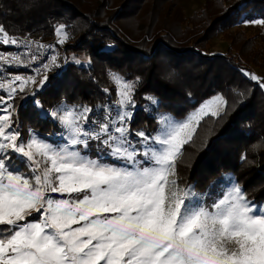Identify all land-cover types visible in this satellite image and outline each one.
Here are the masks:
<instances>
[{
    "label": "rangeland",
    "instance_id": "rangeland-1",
    "mask_svg": "<svg viewBox=\"0 0 264 264\" xmlns=\"http://www.w3.org/2000/svg\"><path fill=\"white\" fill-rule=\"evenodd\" d=\"M203 2L173 0L161 10L188 17ZM235 30L264 39V24L256 19H244ZM11 37L59 51L29 83L33 91L52 67L89 65L82 53L61 55L62 26L55 27L54 42L0 31V51H15ZM225 37L213 36L208 53L223 55ZM244 75L260 84L258 69ZM110 79L115 98L102 106L61 102L41 111L57 126L45 135L14 123L22 105L14 104L15 93L25 83H0V264H264V203L248 201L230 174L202 191L175 182L182 144L202 118L222 114L223 98L204 100L181 120L155 112L150 98L143 110L155 127L135 132L129 128L132 83Z\"/></svg>",
    "mask_w": 264,
    "mask_h": 264
},
{
    "label": "trees",
    "instance_id": "trees-1",
    "mask_svg": "<svg viewBox=\"0 0 264 264\" xmlns=\"http://www.w3.org/2000/svg\"><path fill=\"white\" fill-rule=\"evenodd\" d=\"M173 6V0H0L3 34L54 42L53 31L62 26L61 55L82 53L89 60L87 68L52 67L40 90L25 84L15 93L14 104L22 105L14 123L54 133L56 124L41 111L61 102L104 105L115 98L113 75L132 83L129 128L135 132L155 127L143 110L150 98L155 112L181 120L219 95L222 114L202 118L182 144L175 182L202 191L230 174L248 201L264 203V39L235 30L244 19L264 24V0H204L188 17L161 10ZM218 33L229 43L223 55L207 51ZM249 67L259 70L260 84L245 78Z\"/></svg>",
    "mask_w": 264,
    "mask_h": 264
},
{
    "label": "built area",
    "instance_id": "built-area-1",
    "mask_svg": "<svg viewBox=\"0 0 264 264\" xmlns=\"http://www.w3.org/2000/svg\"><path fill=\"white\" fill-rule=\"evenodd\" d=\"M9 41L15 51L10 54L0 51V83L3 85L11 87L18 82L28 84L35 81L59 56L55 45L50 43L19 37H11ZM7 69L19 73L8 75Z\"/></svg>",
    "mask_w": 264,
    "mask_h": 264
}]
</instances>
